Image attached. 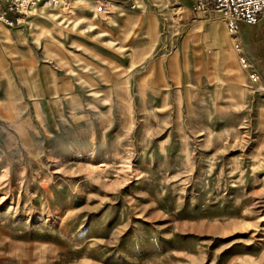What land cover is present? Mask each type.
Here are the masks:
<instances>
[{
  "label": "rangeland",
  "instance_id": "rangeland-1",
  "mask_svg": "<svg viewBox=\"0 0 264 264\" xmlns=\"http://www.w3.org/2000/svg\"><path fill=\"white\" fill-rule=\"evenodd\" d=\"M95 5L0 23V264H264V22Z\"/></svg>",
  "mask_w": 264,
  "mask_h": 264
},
{
  "label": "built area",
  "instance_id": "built-area-1",
  "mask_svg": "<svg viewBox=\"0 0 264 264\" xmlns=\"http://www.w3.org/2000/svg\"><path fill=\"white\" fill-rule=\"evenodd\" d=\"M75 0H0V23L12 27L17 25L23 16L38 6H59L69 8ZM114 0H95V13L100 16L113 12ZM193 14L200 11L203 15L217 12L229 32L236 37L239 23L257 25L264 22V0H195ZM239 44V43H238ZM240 52V51H239ZM242 66L248 71L251 86L264 94V78L252 68L244 56H240ZM259 85V86H258Z\"/></svg>",
  "mask_w": 264,
  "mask_h": 264
},
{
  "label": "crops",
  "instance_id": "crops-1",
  "mask_svg": "<svg viewBox=\"0 0 264 264\" xmlns=\"http://www.w3.org/2000/svg\"><path fill=\"white\" fill-rule=\"evenodd\" d=\"M192 15V14H191ZM207 16H209V17H211L212 16V13H210L209 15H207ZM218 21V20H221V19H219V18H217V16L215 17V18H205L203 21L202 20H198L192 27H194L195 25H197V24H201V23H204V26H209L210 25V22H212V21ZM132 21V20H131ZM135 21V20H134ZM195 21V20H194ZM219 23H220V25L222 24V22H220V21H218ZM243 24H245V23H239V31H238V34H239V36H240V40L242 41V43H244L246 46H247V44H248V42H249V31H250V28H248L247 26H255V25H248L247 24V26H245V25H243ZM258 26H260L259 24H258ZM191 27V28H192ZM261 27V26H260ZM190 28V29H191ZM10 35V34H9ZM180 50V47H179V49H177L176 51H179ZM175 51V52H176ZM204 51H206V50H204ZM204 51H203V53H204ZM174 52V53H175ZM188 52V51H187ZM207 52H208V50H207ZM245 54V53H244ZM183 56L184 57V60H186V55H187V53H186V55L184 56V54L180 51L179 53H178V58H177V61H178V59L180 58V56ZM246 55L248 56V60L250 61V63H252L256 68H258L259 69V67H257V64H256V62H255V59L257 58V56H256V53L254 52V51H252L248 46H247V50H246ZM173 56V55H172ZM171 56V57H172ZM201 59H203V57L201 56L200 57ZM198 59V58H197ZM171 68V75H173L174 76V78L176 79V83H177V76L179 75V73H177V68L176 67H170ZM185 75H187V74H185ZM262 78H264V75H262ZM179 79H178V83H179Z\"/></svg>",
  "mask_w": 264,
  "mask_h": 264
},
{
  "label": "bare ground",
  "instance_id": "bare-ground-1",
  "mask_svg": "<svg viewBox=\"0 0 264 264\" xmlns=\"http://www.w3.org/2000/svg\"><path fill=\"white\" fill-rule=\"evenodd\" d=\"M187 6L185 5L184 8ZM190 10V13L192 14L193 17L199 18L200 15H203L200 11H197L195 14H193L192 10L188 8V11ZM186 11V9H185ZM206 16V15H203ZM187 17V16H186ZM224 22V21H223ZM212 35L219 36V38L224 41L227 36H230L228 30L220 24L212 25L211 30H210ZM238 34V33H237ZM6 37H10L9 34H6ZM230 42V41H229ZM235 46L238 50H240V45L238 43H235ZM227 53V52H226ZM230 53V52H229ZM226 56V55H225ZM230 56V55H229ZM223 58V57H222ZM233 58V57H232ZM226 59V58H225ZM223 59V61L225 60ZM230 59V58H229ZM231 62V61H230ZM236 67V66H235ZM244 68V67H243ZM245 69V68H244ZM246 70V69H245Z\"/></svg>",
  "mask_w": 264,
  "mask_h": 264
}]
</instances>
